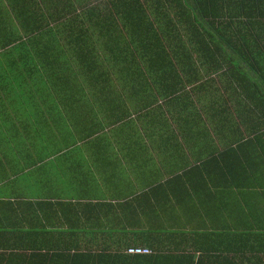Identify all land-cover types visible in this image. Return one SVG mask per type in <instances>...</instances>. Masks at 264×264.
<instances>
[{"label": "crops", "instance_id": "obj_1", "mask_svg": "<svg viewBox=\"0 0 264 264\" xmlns=\"http://www.w3.org/2000/svg\"><path fill=\"white\" fill-rule=\"evenodd\" d=\"M8 1L0 0L3 13ZM173 66L171 80H143L137 96L117 90L119 95L67 97L63 108L49 94L10 98L15 113H5L8 103L0 109V138L14 135L22 160L3 168L23 170L7 171L14 182L2 183L0 200L14 208L5 224L23 225L30 211L48 232L77 233L62 245L108 253L129 247L219 250L231 245L208 235L264 231V108L258 101L248 113V96L238 94L222 70L197 62ZM110 84L116 90L117 82ZM27 117L30 136L17 133L14 123L19 119L22 127ZM27 201L34 204L30 209L22 204ZM54 202L61 203L35 205ZM121 258L128 264L132 256ZM25 261L113 260L0 256V264Z\"/></svg>", "mask_w": 264, "mask_h": 264}, {"label": "trees", "instance_id": "obj_2", "mask_svg": "<svg viewBox=\"0 0 264 264\" xmlns=\"http://www.w3.org/2000/svg\"><path fill=\"white\" fill-rule=\"evenodd\" d=\"M35 1L41 9L38 30L20 34L19 22L14 42L4 39L0 44V67L12 78L19 97L49 94L63 108L67 97L119 95L125 90L137 96L143 80H171L173 63L197 62L208 71L222 70L238 94L248 96V113L260 104L264 108V0ZM15 17L21 20L22 14ZM112 80L116 90L111 89ZM22 204L29 209L34 205ZM11 210L10 201L0 200V256H108L113 261L104 264H126L121 257L127 248L108 253L62 245V239L69 241L77 233L48 232L30 211L23 225L5 224L6 219L12 221ZM211 236L213 243L222 239L231 246L191 251L140 247L150 254L132 256L128 264H264V231ZM194 252L200 254L195 257Z\"/></svg>", "mask_w": 264, "mask_h": 264}, {"label": "rangeland", "instance_id": "obj_3", "mask_svg": "<svg viewBox=\"0 0 264 264\" xmlns=\"http://www.w3.org/2000/svg\"><path fill=\"white\" fill-rule=\"evenodd\" d=\"M8 1V0H7ZM7 8L4 9V13L2 9L0 8V44L4 39L13 40L16 39L15 36V28L18 27L17 23L20 22L21 25H19L22 29H18L19 33L20 31L25 34H30L31 32H34L38 30V21H39V14H41V9L39 8L38 2L35 0H11V2L8 1ZM22 14L21 20L15 16H19ZM17 19V22L16 20ZM19 28V27H18ZM21 34V33H20ZM12 43L14 41H11ZM0 48V53H1ZM12 78L8 75V73L3 72V70L0 67V99H3L5 104H0V109L2 111L4 110V107L6 106L7 113L8 110H11L12 113H15L11 106H14V100L10 99L14 98L16 96V93L10 83ZM7 101H6V99ZM9 106V107H8ZM11 111L9 113H11ZM19 117V116H17ZM23 119V117H22ZM29 117H27L26 125L22 123L19 119L15 120L14 123L16 124L17 133L21 134L23 131L26 132L28 136H30V127H29ZM24 120V119H23ZM4 138V139H1ZM0 138V191L6 192L4 187H6V183L2 184L3 181L6 179L8 182H14L13 178L11 177V174L7 171H13L12 173L16 174L23 170V168H16V169H8L3 168L4 165H6L8 162H13L22 160L20 158L21 153V147L18 146V144H13V140L15 139L14 135H8L7 133H3ZM9 140L10 143L7 142ZM32 147H35V144L31 145ZM25 160H29V156L26 155L23 157Z\"/></svg>", "mask_w": 264, "mask_h": 264}, {"label": "built area", "instance_id": "obj_4", "mask_svg": "<svg viewBox=\"0 0 264 264\" xmlns=\"http://www.w3.org/2000/svg\"><path fill=\"white\" fill-rule=\"evenodd\" d=\"M126 255H129V256H136V255H148L150 254V251H148L147 249L145 248H127L124 252Z\"/></svg>", "mask_w": 264, "mask_h": 264}]
</instances>
